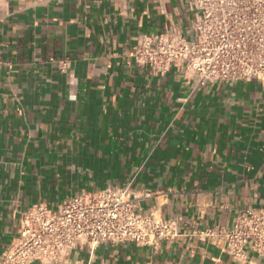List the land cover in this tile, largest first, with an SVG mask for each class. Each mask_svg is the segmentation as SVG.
I'll return each instance as SVG.
<instances>
[{
	"label": "crops",
	"instance_id": "crops-1",
	"mask_svg": "<svg viewBox=\"0 0 264 264\" xmlns=\"http://www.w3.org/2000/svg\"><path fill=\"white\" fill-rule=\"evenodd\" d=\"M192 1L0 0V257L33 206L113 187L179 237L78 246L61 264H264L205 237L264 209V85L202 87L132 57L143 35L190 36Z\"/></svg>",
	"mask_w": 264,
	"mask_h": 264
},
{
	"label": "built area",
	"instance_id": "built-area-1",
	"mask_svg": "<svg viewBox=\"0 0 264 264\" xmlns=\"http://www.w3.org/2000/svg\"><path fill=\"white\" fill-rule=\"evenodd\" d=\"M191 35L175 30L143 35L132 57L140 67L165 76L185 67L199 85L258 81L264 85V0H193ZM67 69V63H60ZM136 197L107 187L67 199L56 210L37 204L22 213L17 240L0 264H61L78 246L134 243L157 247L179 237L176 223L138 212ZM205 237L225 240L227 252L244 261L247 252L264 260V209H249L231 230Z\"/></svg>",
	"mask_w": 264,
	"mask_h": 264
}]
</instances>
